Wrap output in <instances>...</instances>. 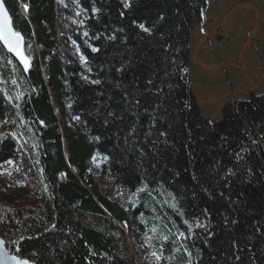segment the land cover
<instances>
[{"label": "trees", "instance_id": "16d2710c", "mask_svg": "<svg viewBox=\"0 0 264 264\" xmlns=\"http://www.w3.org/2000/svg\"><path fill=\"white\" fill-rule=\"evenodd\" d=\"M209 2L130 0L124 8L122 0H4L30 57L25 70L0 41V166L12 161V180L22 185L16 195L0 193V236L11 253L20 248L34 264H187L186 246L192 264H264V93L227 102L220 119L201 113L189 43ZM166 72L173 85L166 98L144 92L148 79ZM136 87L138 119L122 99ZM108 111L124 119L105 126ZM134 123L129 148L124 138ZM160 131L169 144L154 148ZM228 168L236 174L226 177ZM196 218L215 233L207 241L204 229L187 232L184 221Z\"/></svg>", "mask_w": 264, "mask_h": 264}, {"label": "rangeland", "instance_id": "374dc122", "mask_svg": "<svg viewBox=\"0 0 264 264\" xmlns=\"http://www.w3.org/2000/svg\"><path fill=\"white\" fill-rule=\"evenodd\" d=\"M189 77L201 113L212 119L222 117L227 102L264 93L261 0H210L205 22L194 28L190 38ZM13 119L11 114L7 124ZM99 165L100 161L96 169ZM13 168L12 164L0 166L2 195L21 191L22 185L12 180ZM134 251L147 255L146 250Z\"/></svg>", "mask_w": 264, "mask_h": 264}, {"label": "snow or ice", "instance_id": "6c2138e0", "mask_svg": "<svg viewBox=\"0 0 264 264\" xmlns=\"http://www.w3.org/2000/svg\"><path fill=\"white\" fill-rule=\"evenodd\" d=\"M123 6L124 8H128L130 7V0H122ZM93 13H98L100 11V9L98 8H93ZM124 13H121V16H123ZM160 20H163L164 17L160 16L159 17ZM133 24L138 27L142 32L147 33L149 36L152 35L153 29L150 27H147L144 23H138L136 21H133ZM122 31V29H121ZM85 35H87V33H85ZM100 37L97 36L96 39H99ZM116 35L112 34L110 36L107 37V39L109 41H114L116 40ZM23 35L21 32L15 30L13 22L11 17L8 14V11L5 8V4H4V0H0V41L3 42V44L5 45V47L8 49L9 52L14 53V55L16 57L19 58V60L21 61V63L24 66V69L27 70L29 68L30 65V57L28 55L25 54L24 51V45H23ZM170 45H166L165 46V52L168 51ZM92 51L93 52H99L100 49L97 47H92ZM81 60L85 61V57L81 56ZM130 61L128 62V64L130 65ZM126 65H122L120 68L116 69V71L118 72H124L126 70ZM183 71H187V69H183ZM168 73H165L164 77H161L159 79V81L155 80V79H148L146 81V84L148 85V87H146L144 89V92H147L151 95L157 96V97H167L168 93L171 92L173 85L171 83H165V80L168 77ZM84 79H88V77H84ZM13 83L15 84V81H13ZM92 84H97L99 85L101 83V80L99 79H94L91 80ZM117 87H119V85H117ZM165 89H168V93L165 92ZM143 95V93L140 91V89L138 87H136L134 89L133 92L129 93L127 90H124L123 92V96L122 99L124 101V111L125 112H130L133 115L137 116V119L139 118V113L137 111H135L136 109H138L141 105V99L140 97ZM17 99H19V95L17 96ZM18 107V106H17ZM160 107L159 104L156 105V108L158 109ZM145 111L147 112V109H145ZM150 119L152 121L151 126L149 128V131L145 134L146 139L150 138L153 134L152 129H155L156 127V121H157V116L155 115V112L150 113L149 114ZM113 120H120L122 121L124 119L123 115H117L114 111H108L107 115L104 119V125L107 126L110 123V119ZM77 119H79V117H77ZM41 124H43L44 122L41 121ZM135 135H136V125L135 123L129 128V131L127 133V135L125 136L124 140H125V144L129 145V148H131V144H129V138H132L133 143L135 142ZM160 137H167V132L165 131H160L157 133V139L151 141L154 148L158 143H163L165 146H167L169 144V141L167 139L164 140H160ZM92 139L99 141L100 137L96 136L93 137ZM254 144L256 143L255 140L252 141ZM138 151L141 154V157H146V153H144L143 149L140 148L138 149ZM246 149L245 148H241L240 152L235 153V159L237 161V163H239L242 159H243V155L242 153L245 152ZM93 159L95 160L96 158L93 157ZM105 160L108 159L107 156L104 157ZM6 163L8 164H12V161H6ZM152 167H155V165L153 164ZM249 174L252 173V170L249 168L248 169ZM11 173H9L10 175ZM236 173L233 171L232 168H228L227 172L225 173V176H234ZM63 175V174H61ZM178 175V174H177ZM195 179V177H193ZM148 187L147 183L145 182L143 184L142 187L137 188L136 192L133 193V195H136V193H139L141 191H144L146 188ZM221 195H223V193H221ZM172 207L175 209V205L173 204ZM203 214L205 215V218H209V213H208V209L205 208L203 210ZM180 215H183V213H180ZM2 219V218H0ZM225 224L231 223V224H237L238 221L233 219L231 221L228 220L227 217H225ZM185 225H187V232L188 233H192L194 231V228L196 229H204V231L207 233V237H206V241L207 239H210L215 233L209 230V226L201 221L199 218L195 219L194 225L193 223H189L188 220L184 221ZM52 227H55V225H53ZM259 231V229H257ZM153 231H155V229H153ZM186 233L185 232H180L179 236L180 237H185ZM150 239V238H149ZM163 239L165 241H167L168 237L164 236ZM5 240L0 239V264H4L5 260H7L9 262V264H34L33 261H31L28 258H23L20 255V248H15L14 249V253H9L8 251L5 250ZM13 244H15V241H13ZM232 247L233 249H238L239 246L237 245V242L235 240L232 241ZM242 251V249H240ZM179 251V249H178ZM184 251L188 256V261L187 264H192V252L185 246L184 247ZM152 255L157 259L160 260L161 259V255L158 254L157 252H152ZM241 259L240 255H235V260L239 261Z\"/></svg>", "mask_w": 264, "mask_h": 264}, {"label": "water", "instance_id": "95a60500", "mask_svg": "<svg viewBox=\"0 0 264 264\" xmlns=\"http://www.w3.org/2000/svg\"><path fill=\"white\" fill-rule=\"evenodd\" d=\"M5 8H6V6H5ZM6 10H7V8H6ZM8 11V10H7ZM8 14H9V12H8ZM9 16H10V14H9ZM2 42V41H1ZM3 43V42H2ZM0 239H3L4 240V238L2 237V236H0ZM5 250L6 251H8L9 253H11L10 252V250L8 249V247H7V245H6V243H5ZM4 264H9V262L7 261V260H5V262H4Z\"/></svg>", "mask_w": 264, "mask_h": 264}]
</instances>
